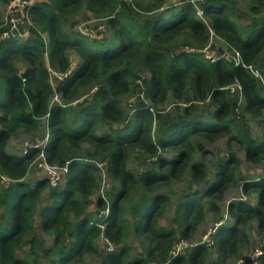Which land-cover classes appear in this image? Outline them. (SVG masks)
<instances>
[{
  "label": "trees",
  "instance_id": "trees-1",
  "mask_svg": "<svg viewBox=\"0 0 264 264\" xmlns=\"http://www.w3.org/2000/svg\"><path fill=\"white\" fill-rule=\"evenodd\" d=\"M194 1L201 7V19ZM233 1L34 0L22 8L29 21L47 34V43L42 35L20 23L21 32L27 30V35L10 38L0 35V173L11 180L9 183L0 180V208L5 210L0 225V264H35L17 259L14 252L26 244H36L37 206L48 185L44 180L33 187L21 181L36 150L10 157L5 153V145L18 129H28L38 119L47 116L51 132L43 151L45 163L68 168L65 185L58 190L50 189V203L40 214L41 226L54 237L53 247L48 250L51 264H70L87 254H98L96 241L101 236L107 248L108 243L121 244L127 213L120 201L128 185H142L149 192L153 185L187 166L193 181L201 182L206 165L203 162L188 165L193 143L200 138L216 141L229 136L244 151L247 160L264 164V122L260 140L244 124L246 115L256 120L264 110L262 78L248 68L264 55V12L257 17L264 9V0H249L253 16L248 24L235 20ZM157 3L169 6L155 7ZM81 9L105 19L103 33L87 37L65 30L69 18ZM213 36L224 42L231 56L222 54L217 58L211 45ZM210 48V56L205 57L202 51ZM69 51L76 53L71 64ZM236 54L244 67L233 61ZM20 61L25 64L17 65ZM52 67L65 74L64 78H52ZM234 84L242 89V103L228 90ZM138 88L151 105H137L132 121L123 131L97 137L98 124L120 118L119 99ZM83 91L91 94L79 102L86 95ZM55 93L60 95L61 106L51 104ZM171 97L174 114L158 110ZM72 102H77L75 108ZM239 109L240 115L236 113ZM154 117L160 119L158 124L154 123ZM85 140L91 142L92 151L81 156L78 144ZM134 147L151 156L161 147L183 151L170 160L159 158L158 165L165 167L164 171L132 175L125 169V154ZM96 156L107 161V175L121 184L103 221L94 217L97 212H87L91 203L88 196L101 178L99 167L94 164ZM238 162L233 153L227 160L216 159L213 184L208 182L205 192L210 195L236 178L245 183L244 187L257 192L258 200H251L250 205L230 206L229 213L235 222L241 213L250 218L260 217L264 204V176L246 183ZM167 203L168 199L162 195L138 202L139 206L145 205L141 217L144 232L156 244L154 251L159 264L168 261L178 241L176 235L181 233L184 237L191 219L203 216L202 205L191 202L182 215L185 229L178 232L158 227L155 214ZM94 205L101 208L105 203L98 198ZM236 234V226L220 230L218 248L234 249ZM130 254L131 248L127 246L108 251L104 264H152L150 255L132 258ZM193 259L177 257L170 264H186L194 262ZM245 261L250 263L247 258Z\"/></svg>",
  "mask_w": 264,
  "mask_h": 264
},
{
  "label": "rangeland",
  "instance_id": "rangeland-1",
  "mask_svg": "<svg viewBox=\"0 0 264 264\" xmlns=\"http://www.w3.org/2000/svg\"><path fill=\"white\" fill-rule=\"evenodd\" d=\"M15 1L17 7L23 6L26 3H30L33 0H10ZM149 1V0H147ZM174 3V2H173ZM10 2L0 0V35L2 31L11 24L10 17ZM195 11L198 17L201 19V7L198 5V1H194ZM169 6L166 3H157L155 7ZM233 9L236 15V21L238 24H248L251 22L250 18L253 16L249 11V0H235L232 3ZM12 7V6H11ZM262 13L259 16H262ZM12 15V14H11ZM13 20L19 21L23 27L30 31H35L38 35H42V39L47 43V34L42 32L37 26L29 21L28 14L15 13ZM105 19L95 18L91 14H86L85 11L79 10L72 18H69L68 23L65 25L66 31H72L73 33H81L87 37L96 36L99 31H103L105 28ZM12 25V24H11ZM20 30L19 26H16ZM106 33V31H105ZM108 33V32H107ZM211 45L215 47L217 58L222 54L231 56V53L226 49L224 42L221 39L213 36L211 38ZM209 47V46H208ZM210 50H204V56H210ZM222 50V52H220ZM76 53L73 51L68 52L69 64L76 59ZM17 65H24L21 61L16 63ZM249 70L255 74H258L262 78L264 85V55L259 59L255 65L249 66ZM52 78L57 79L64 78V75L55 70L52 67L50 70ZM69 73V72H68ZM53 86V84H52ZM55 86V85H54ZM238 85H232L228 87L231 94L235 93L238 96L240 103L243 101L242 89L237 87ZM55 89V87H54ZM140 89L135 92L123 96L119 99V111L120 118L113 121H104L98 124V129L95 135L99 138L104 135H114L116 132L123 131V128L132 121L134 117V111L137 105L141 103L150 104L148 100H144ZM86 95L79 99V102L87 99V96L91 94V91L82 92ZM143 99V100H142ZM174 99L171 97L163 105H159L158 110H163L165 113L174 114ZM77 102H72V108H75ZM51 104H57L61 106L60 95L55 93L51 100ZM151 105V104H150ZM184 106V105H182ZM204 111V109L199 110ZM241 110L236 111L238 115L241 114ZM261 117L253 120L250 116L246 115L244 124L246 128L250 130L252 136L257 140L261 139V132L264 122V110L261 112ZM239 118V117H237ZM47 116L35 121L28 129H18L12 134L5 145V153L10 157L24 156L28 154L29 150H36V155L31 158L27 175L21 181L24 185L34 186L39 181H46L48 188L41 193V199L37 206L35 226H36V244L34 246L26 244L21 249L16 250L15 257L17 259H27L29 262H35V264H51V257L48 254V250L52 249L54 244V237L51 233L46 232L41 226L42 218L40 217L41 211L45 206L50 203V189L58 190L63 187L67 181L68 168L66 167H51L45 163L43 151L50 138V128L47 121ZM160 119L154 117V123L158 124ZM88 140L78 144V147L82 149L79 151L81 156L87 153H91L92 144ZM194 147L191 150V157L189 164L203 162L206 165L205 178H202L201 182L193 181L190 168L187 166L183 169L181 167L177 169L174 174L169 175L165 180L160 181L158 184L153 185L149 192L143 189V186L128 185L127 191L120 201V205H123L126 211V221L124 222L123 241L121 244L112 245V250L115 251L122 246L131 248L130 256L132 258H140L150 255L152 258V264H159L157 253L154 251L155 243L151 242L145 235V230L142 222V215L144 206H139L138 202L145 197H155L162 195L168 199V203L165 206H160L155 214L156 223L158 227H164L166 229H176L178 232L185 229L184 220L182 215L186 209L187 204L191 202H199L203 208V216L201 218H192L190 226L186 229L184 237L181 233L176 235L178 241L174 244L173 249H176L180 244L184 245L180 250H176L178 253L175 258L182 257L188 259L189 256L194 257V262L188 261L186 264H264V204L260 209V217H246L241 213L237 222L230 216L229 208L232 205L238 204H251V200H258V194L254 190L244 187L245 183L237 178L229 181L220 190L205 194L208 189L207 184L210 182L213 184L214 174L216 173L215 160H227L231 153L235 154L239 160V172L245 179L246 183L257 179L258 176H264V164L257 165L246 159L244 151L238 146L235 140L229 138V136L220 138L216 141L200 138L197 142L193 143ZM190 149V148H189ZM183 150L177 148H159L155 156L142 153L137 148L129 149L125 154V169L128 173L141 174L146 171H159L166 170L165 167H159V158L170 160L176 157ZM39 152V153H38ZM95 166L100 170V181H98L97 188L91 192L88 196L90 205H88L87 212L97 214L94 215L99 221L103 219L109 213V207L118 192H120L121 184L118 180L107 175L106 160H99V156L95 158ZM164 165V164H162ZM259 171L261 174H259ZM238 175V173L236 174ZM0 180L9 183L11 180L0 173ZM116 193V194H115ZM98 198H101L105 205L101 208L95 207V202ZM93 205V206H91ZM253 207V206H252ZM256 205L253 207L255 208ZM5 214L4 208H0V225L3 221ZM193 217V216H192ZM236 226L237 234L234 235V249H219L217 244V234L222 229H233ZM103 228V227H102ZM209 236V237H208ZM206 237L210 238V241H215L213 244L206 243ZM29 240V239H27ZM26 240V241H27ZM96 247L98 254H87L82 260L73 261L70 264H104V258L108 253L106 241L101 236L97 241ZM117 245V246H116ZM175 258L168 259V264ZM245 258L250 260V263L245 261ZM184 264V263H180Z\"/></svg>",
  "mask_w": 264,
  "mask_h": 264
},
{
  "label": "built area",
  "instance_id": "built-area-1",
  "mask_svg": "<svg viewBox=\"0 0 264 264\" xmlns=\"http://www.w3.org/2000/svg\"><path fill=\"white\" fill-rule=\"evenodd\" d=\"M34 1V0H33ZM11 4V5H10ZM10 9H9V11H10V17L12 18L11 19V24L9 25V26H7V28L6 29H4L3 31H2V34H1V36H3L4 38H10V37H14L15 35H17V36H19V35H27V30L24 32V33H22L21 32V30H19L18 28H17V30H15L16 29V26H18V24L20 23L18 20L17 21H15V20H13V15H15V13H25L24 12V10L22 9L23 7H25L27 4H31V2L30 3H26L25 5H23V6H20V7H17L18 5H16L15 4V1H10ZM12 6V7H11ZM12 14V15H11ZM15 19V18H14ZM20 25H21V23H20ZM20 27V26H19ZM232 59H233V61L236 63V65H240V64H242V66H243V63H242V61H241V59H240V57H239V54H236V55H234L233 57H232ZM244 67V66H243ZM248 68H250V67H248ZM254 73V72H253ZM69 74V73H68ZM254 75L256 76V77H260L258 74H255L254 73ZM64 76H65V74H64ZM238 88H240V86H237ZM209 237V236H208ZM208 237H206V243H208V244H213L214 243V241H210V242H208L209 240H210V238H208ZM184 247V245H178L177 246V248L176 249H172V251L170 252V254H169V259H171V258H175L176 257V255L178 254L177 252H176V250L178 251V250H180L181 248H183ZM112 245L110 244V243H108V251H113L112 249ZM164 264H168V262H166V263H164Z\"/></svg>",
  "mask_w": 264,
  "mask_h": 264
},
{
  "label": "bare ground",
  "instance_id": "bare-ground-1",
  "mask_svg": "<svg viewBox=\"0 0 264 264\" xmlns=\"http://www.w3.org/2000/svg\"><path fill=\"white\" fill-rule=\"evenodd\" d=\"M39 153V152H38ZM188 156V155H187ZM116 194V193H115Z\"/></svg>",
  "mask_w": 264,
  "mask_h": 264
}]
</instances>
